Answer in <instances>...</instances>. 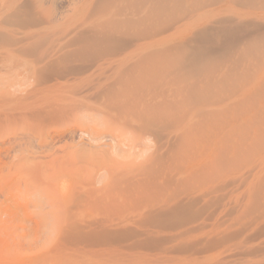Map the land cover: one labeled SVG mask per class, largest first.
<instances>
[{"label": "rangeland", "instance_id": "374dc122", "mask_svg": "<svg viewBox=\"0 0 264 264\" xmlns=\"http://www.w3.org/2000/svg\"><path fill=\"white\" fill-rule=\"evenodd\" d=\"M260 1L0 0V264H264Z\"/></svg>", "mask_w": 264, "mask_h": 264}, {"label": "bare ground", "instance_id": "6f19581e", "mask_svg": "<svg viewBox=\"0 0 264 264\" xmlns=\"http://www.w3.org/2000/svg\"><path fill=\"white\" fill-rule=\"evenodd\" d=\"M238 2H240V3H248V4H251V5H255L256 6V4H258V1H260V0H237ZM260 2H264V0H262V1H260ZM262 4H264V3H262ZM255 41H258V42H263L264 43V35H262V36H260V37H258ZM37 90V89H36ZM45 92V91H44ZM60 110V108H58V110L57 111H55V110H53L52 112H51V110H50V112H48V113H44L45 115H48V116H46V117H52V118H55V117H60V118H66L67 117V112L65 111V110H63L62 111V109H61V111H59ZM67 110V109H66ZM73 114H71V115H68V116H72ZM53 116H55V117H53ZM74 116H76V115H74ZM70 129V128H69ZM42 135V134H41ZM42 138V137H41ZM42 141H43V139H42ZM44 141H45V139H44ZM67 152V151H66ZM69 154V153H68ZM135 162V161H134ZM150 162H151V160H150ZM46 163V162H45ZM136 163H137V161H136ZM58 164V163H57ZM46 165V164H45ZM62 165H64V164H62ZM71 165V164H70ZM53 166V165H52ZM80 166V165H79ZM78 166V167H79ZM45 167V166H44ZM61 168H62V166H61ZM74 168V167H73ZM72 168V169H73ZM64 169V168H63ZM70 169V168H69ZM103 169H105V168H103ZM64 170H68V167H67V169H64ZM63 170V171H64ZM74 170V169H73ZM106 170V169H105ZM40 172V171H39ZM42 172V171H41ZM59 175V174H58ZM87 176V175H86ZM91 176V175H90ZM2 177V176H1ZM45 177V176H44ZM3 178H4V176H3ZM43 178V177H42ZM125 179V178H124ZM49 180V179H48ZM53 180V179H52ZM94 180V179H93ZM44 181V180H43ZM42 181V182H43ZM83 181V180H82ZM81 181V182H82ZM115 181V180H114ZM10 182V181H9ZM52 182V181H51ZM78 182V181H77ZM117 182V181H116ZM120 182V181H119ZM73 184V183H72ZM93 185V184H92ZM78 188V187H77ZM100 188H102V187H100ZM108 188V187H107ZM80 190V189H79ZM80 193V192H79ZM97 194V193H96ZM93 195V194H92ZM89 196V195H88ZM92 200V199H91ZM131 205V204H130ZM121 207V206H120ZM126 207H128V206H126ZM114 208V207H113ZM125 208V207H124ZM122 209V208H121ZM120 209V210H121ZM126 209H128V208H126ZM124 210V209H123ZM109 212H111V211H109ZM123 212V211H122ZM98 222V221H97ZM100 222V221H99ZM104 222H106V221H104ZM101 225V227L99 228L100 230H99V232L98 231H96L97 230V228H96V230L95 231H91V232H89V234L91 235V238H92V235H94V234H99V233H106V234H109L110 235V233H111V235L113 234V231L111 230L110 231V229L106 226V225H104L105 223H100ZM121 228V227H120ZM126 228V227H125ZM92 229V228H91ZM113 230H114V228H113ZM121 230V229H120ZM124 230V229H123ZM129 230V229H128ZM131 231V230H130ZM114 232H118V230H114ZM123 232V231H122ZM132 232V231H131ZM119 233V232H118ZM121 233V232H120ZM124 233V232H123ZM81 234V233H80ZM83 234V233H82ZM86 234V233H85ZM87 236H88V233L86 234ZM102 236V235H101ZM105 236V235H104ZM107 237V236H106ZM100 238V237H99ZM101 239V238H100ZM128 259V258H127ZM129 262V261H128Z\"/></svg>", "mask_w": 264, "mask_h": 264}]
</instances>
